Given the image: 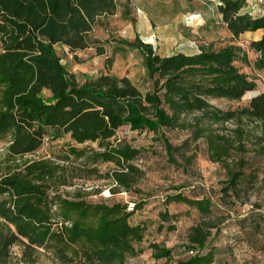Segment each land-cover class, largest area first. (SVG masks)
Here are the masks:
<instances>
[{
    "label": "trees",
    "instance_id": "obj_1",
    "mask_svg": "<svg viewBox=\"0 0 264 264\" xmlns=\"http://www.w3.org/2000/svg\"><path fill=\"white\" fill-rule=\"evenodd\" d=\"M119 1L0 0V13L23 32L16 42L0 49V141L7 140L0 152V264H36L41 251L58 264H126L128 256L137 254L134 244L142 241L144 226L131 224L130 217L142 207L140 202L129 208L109 200L86 201L81 189L72 197L61 193L74 180L92 177L108 181L111 194L138 192L135 185L145 173L132 161L139 150L109 142L123 126L158 134L168 162L183 171L195 158L198 141L204 140L209 159L227 171L225 191L236 188L245 169H251L250 151L253 158L264 154V91L235 109L223 110L209 102L238 101L255 87L235 65L249 63L239 46H200L193 54L162 57L138 35L120 40L140 54L151 82L145 92L126 76L105 72L79 83L68 72L55 47L64 46L70 52L93 47L97 55H105L101 42L107 41L100 42L93 32L103 24L100 19L116 13ZM218 2L222 13L232 9L231 23L245 31L261 30L258 42L264 46V15L240 14L245 0ZM253 65L264 67V49ZM189 115L192 121L187 122L184 118ZM228 122L237 124L229 134L215 129H223ZM246 123L259 128L253 150L246 145L251 137ZM177 128L187 130L189 136L180 145H172L161 131ZM66 135L76 144L97 142V149L67 145L61 154L48 158L25 157L45 142ZM233 153L238 157L234 165L228 160ZM98 163H112L114 168L101 172ZM261 181L264 184V169ZM172 202L185 203L200 214L211 209L206 197L166 194L164 205ZM161 217L166 219L167 214ZM261 223L264 218L254 227L260 228ZM209 236V228L202 223L190 227V254L174 262L169 248L158 244L150 248L155 258L166 259L164 264H211L212 250L204 252ZM13 247L18 248L17 254Z\"/></svg>",
    "mask_w": 264,
    "mask_h": 264
},
{
    "label": "rangeland",
    "instance_id": "obj_2",
    "mask_svg": "<svg viewBox=\"0 0 264 264\" xmlns=\"http://www.w3.org/2000/svg\"><path fill=\"white\" fill-rule=\"evenodd\" d=\"M125 2L127 14L123 15ZM218 5V0H120L113 16L100 19L110 30L107 34L102 24L97 31L100 42L107 41L106 44L101 42L105 46V55H97L93 47L92 51L77 54L60 45L55 50L68 72L74 74L79 83L86 77L93 78L108 72L118 77L126 76L141 92H145L151 89V82L142 66L140 54L121 45L120 40H130V36L133 38L138 35L142 42L151 44L162 57L176 52L193 54L200 46L219 49L226 45H236L246 52L249 63L235 62V65L253 80L255 87L238 101L219 98L209 102L223 110L243 107L252 97L264 91V67L255 69L253 65L257 55L264 49L258 42L261 32L245 31L242 26L231 23L232 9L227 7L222 13ZM239 13H247L252 17L264 15V0H245ZM22 36V29L0 13V49ZM192 117L186 116L184 120L192 121ZM236 126V122H228L223 129L219 126L215 129L229 134ZM255 126L253 123L244 126L251 134L246 145L252 150L254 136L259 134V128ZM161 132L172 145H180L189 136L187 130L180 128L163 129ZM109 142L127 144L139 150L137 158L132 161L145 173L144 178L135 185L138 192L120 191L111 194L108 181L92 177L74 180L73 185L62 188L61 193L72 197L77 189H81L86 193L85 200L89 202L109 200L142 204L130 217V223L144 226L143 239L134 244L138 252L128 256L126 264H164L165 258L153 256L151 244L169 248L172 262L187 258L190 254L189 229L201 223L210 230L204 252L212 250L211 264H264V225L261 223L260 228L254 227V222H261L264 218V184L261 181L263 153L253 158V151H250L251 169H245V175L237 182L236 188L225 191L227 171L223 165L209 159L204 140L198 141L196 156L187 164L186 171L168 162L163 143L156 133L130 130L123 126ZM6 144L7 140L0 141V152H3ZM67 145L79 149H97L98 146L97 142L76 144L66 135L45 142L40 149L25 157L48 158L61 154V149ZM182 151L189 154L185 148ZM177 158L182 160L179 155ZM236 159L238 157L233 153L228 160H232L231 164L234 165ZM97 168L105 172L113 169L114 165L98 163ZM106 190L109 196L103 197L101 193ZM172 193H181L191 199L206 197L211 202L210 212L200 214L196 208L185 203L164 205L166 194ZM161 214H167V218L163 219ZM12 251L17 254L18 248L13 247ZM36 264L58 263L41 251Z\"/></svg>",
    "mask_w": 264,
    "mask_h": 264
},
{
    "label": "crops",
    "instance_id": "obj_3",
    "mask_svg": "<svg viewBox=\"0 0 264 264\" xmlns=\"http://www.w3.org/2000/svg\"><path fill=\"white\" fill-rule=\"evenodd\" d=\"M103 25H105V31L107 32V34L110 32V30H109V27L106 25V23H104ZM100 29H101V26L99 27ZM99 28H97L94 32H93V37L94 38H97V39H100V36L98 37V35H97V31H98V29ZM257 31H260L261 32V30H257ZM133 38H134V36H133ZM133 38H131V36L129 37V39L131 40V39H133ZM68 49V48H67ZM93 50V48L92 47H89V48H87V49H85V50H81V51H75V52H73L74 54L76 53H79V52H84V51H92ZM166 56V55H165Z\"/></svg>",
    "mask_w": 264,
    "mask_h": 264
},
{
    "label": "built area",
    "instance_id": "obj_4",
    "mask_svg": "<svg viewBox=\"0 0 264 264\" xmlns=\"http://www.w3.org/2000/svg\"><path fill=\"white\" fill-rule=\"evenodd\" d=\"M102 195H103V197H108L109 196V191H103L102 193H101ZM128 206H129V208L132 206V204H128Z\"/></svg>",
    "mask_w": 264,
    "mask_h": 264
}]
</instances>
